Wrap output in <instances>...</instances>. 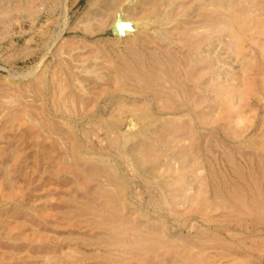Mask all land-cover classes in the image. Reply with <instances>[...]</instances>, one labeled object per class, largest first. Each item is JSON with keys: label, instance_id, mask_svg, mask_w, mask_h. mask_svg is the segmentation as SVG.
<instances>
[{"label": "rangeland", "instance_id": "374dc122", "mask_svg": "<svg viewBox=\"0 0 264 264\" xmlns=\"http://www.w3.org/2000/svg\"><path fill=\"white\" fill-rule=\"evenodd\" d=\"M0 264H264V0H0Z\"/></svg>", "mask_w": 264, "mask_h": 264}, {"label": "water", "instance_id": "95a60500", "mask_svg": "<svg viewBox=\"0 0 264 264\" xmlns=\"http://www.w3.org/2000/svg\"><path fill=\"white\" fill-rule=\"evenodd\" d=\"M123 10L119 9L117 14V20L112 27V32L116 37H123L128 34H134L135 32L144 31V27L139 23H132L131 20H123Z\"/></svg>", "mask_w": 264, "mask_h": 264}, {"label": "crops", "instance_id": "0c3cea01", "mask_svg": "<svg viewBox=\"0 0 264 264\" xmlns=\"http://www.w3.org/2000/svg\"><path fill=\"white\" fill-rule=\"evenodd\" d=\"M76 4H78V3H76ZM11 48H14L15 49L16 47L11 44ZM19 53H21V52H19L18 49H15V53H14V54H16V57L15 58H17L19 56Z\"/></svg>", "mask_w": 264, "mask_h": 264}, {"label": "bare ground", "instance_id": "6f19581e", "mask_svg": "<svg viewBox=\"0 0 264 264\" xmlns=\"http://www.w3.org/2000/svg\"><path fill=\"white\" fill-rule=\"evenodd\" d=\"M117 18V17H116ZM117 20V19H116ZM127 21V20H126ZM115 24V23H114Z\"/></svg>", "mask_w": 264, "mask_h": 264}]
</instances>
